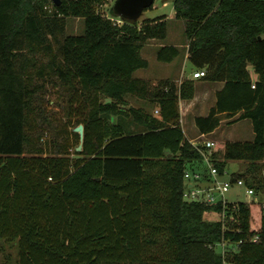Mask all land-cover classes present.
Masks as SVG:
<instances>
[{
  "label": "trees",
  "instance_id": "16d2710c",
  "mask_svg": "<svg viewBox=\"0 0 264 264\" xmlns=\"http://www.w3.org/2000/svg\"><path fill=\"white\" fill-rule=\"evenodd\" d=\"M105 1L0 0V249L15 251L1 264H264V203L183 199L184 173L198 171L187 167L205 149L180 123L179 101L193 99L195 81L133 77L148 65L144 44L166 38L167 18L139 22L112 9L108 18ZM173 10L200 80L223 83L208 114L195 117L198 132L224 119L252 124V141L212 153L219 175L244 162L231 180L264 191V0H173ZM71 17L83 33L63 36L55 53L45 36ZM178 54L162 45L157 59ZM47 77L63 85L66 116L83 126L81 141L72 132L74 145L53 142L56 151L42 147L33 121L47 119L37 105Z\"/></svg>",
  "mask_w": 264,
  "mask_h": 264
},
{
  "label": "rangeland",
  "instance_id": "374dc122",
  "mask_svg": "<svg viewBox=\"0 0 264 264\" xmlns=\"http://www.w3.org/2000/svg\"><path fill=\"white\" fill-rule=\"evenodd\" d=\"M116 1L117 0H106L99 10L100 13H102L105 17L111 18L112 13L110 10L112 9V11H114V4ZM173 11V0H154L153 4L144 9L136 19L140 22L142 20H152L159 17L167 18L166 38L164 40H149L146 44H144L140 50V55L147 61L148 65L144 68L137 69L133 73V77L148 80L151 85H155L158 80L165 79L166 77L181 79V77H188L189 74L197 71V69L194 68L186 58L187 39L184 33V22L172 16ZM113 15L119 17L115 12H113ZM169 16L172 18L168 19ZM63 23V32H56L58 30L55 28L53 36L47 34V37L45 36V39H47V42L51 45V48L55 53L58 52V44L62 40L63 36L80 35L83 33L84 24L82 19L71 17L65 19ZM167 44H176L177 46H175L178 47L179 54L173 59V61L164 63L157 59V52L160 46ZM37 84L40 86V90L38 92L40 101L37 105L44 110L47 118L43 122L39 116L34 115L35 118L33 116L34 127L36 128V131L39 132V143L42 147L47 149V151H56L53 142L62 144V146L65 144L73 146L75 140L74 137H71V133L73 132V128L77 126V121L66 116V112L64 110V103L66 101L65 88L56 78L52 77L39 79ZM126 100L131 106L142 107L153 113V109L144 104V102L133 98H127ZM223 129L226 131L225 136L227 134L229 136H231V134H234V136L241 133L244 135L247 134L246 124L244 123L227 127L224 126ZM187 134L189 133L187 132ZM216 158L219 159L220 157L217 156ZM187 168L198 170L202 174L208 172L207 164L203 161H199L196 165L194 164ZM245 168L246 163L244 162L229 161L226 165L224 174L218 175V179L220 181H228L232 178V174L242 172ZM262 177L264 178V171L262 173ZM224 198L230 203L251 201L264 203V191L255 193L246 184H243L242 186L233 185L230 186L228 191L224 193ZM204 218L210 221H216L219 219V215L215 212H209L205 214ZM220 248H222V245L216 247L218 251L221 250ZM7 253L12 254L14 259V249L11 248L8 251H2L0 249V264L5 262L4 257Z\"/></svg>",
  "mask_w": 264,
  "mask_h": 264
},
{
  "label": "crops",
  "instance_id": "0c3cea01",
  "mask_svg": "<svg viewBox=\"0 0 264 264\" xmlns=\"http://www.w3.org/2000/svg\"><path fill=\"white\" fill-rule=\"evenodd\" d=\"M174 16V11L173 15ZM172 17L169 16L168 19H171ZM174 45V44H172ZM176 45V44H175ZM174 45V46H175ZM187 45V44H186ZM177 46V45H176ZM188 59V53L187 57ZM192 76V77H190ZM169 78L177 83H179L184 78L193 79L195 81V94L192 100L186 101V100H180L179 101V110H180V123L182 130L184 132L185 137L188 139V141L195 146L200 145L201 138L199 137L201 134L198 132L194 119L197 116H206L210 110L211 107L215 104V93L216 91L220 90L223 87L222 82H206L200 80L201 78H194L193 73L189 74L188 77H181L180 78ZM251 78L253 81L256 80V75L251 71ZM153 113L156 114V109L153 110ZM231 119H224L218 128H216L213 132L206 134V137L209 139H212L215 142L214 147L212 150L214 152H223L224 143L226 141H252L254 138V134L252 131V124L249 119H242L239 121H236L231 124H227L228 121ZM239 123L246 124L247 134H237L234 136V134H231L229 136L228 134L225 136V127L227 126H233ZM249 128V130H248ZM186 129V130H185ZM188 130V131H187ZM187 132L189 134H187ZM241 162V161H238Z\"/></svg>",
  "mask_w": 264,
  "mask_h": 264
},
{
  "label": "built area",
  "instance_id": "2783aa9c",
  "mask_svg": "<svg viewBox=\"0 0 264 264\" xmlns=\"http://www.w3.org/2000/svg\"><path fill=\"white\" fill-rule=\"evenodd\" d=\"M114 22L119 24L120 20ZM203 76V70H198L193 73L194 78H202ZM251 88H254V81H252ZM199 137L202 139L200 145L204 146L205 149L200 148L198 151L201 155L202 161L207 164L208 172L202 174L199 171H185L184 181L186 187L183 192V199L206 204H216L221 202L222 205L225 206L228 201L224 198V193L228 191L230 186H242L244 181L242 179L220 181L218 179V170L211 159V155L214 152L212 148L214 147L215 142L212 139L207 138L206 134H201ZM256 240L257 236H254L252 241Z\"/></svg>",
  "mask_w": 264,
  "mask_h": 264
},
{
  "label": "water",
  "instance_id": "95a60500",
  "mask_svg": "<svg viewBox=\"0 0 264 264\" xmlns=\"http://www.w3.org/2000/svg\"><path fill=\"white\" fill-rule=\"evenodd\" d=\"M56 4H59V0H53ZM154 0H117L114 4V12L120 17L125 19L136 20L141 12L150 7ZM73 132L77 133L80 137V141L83 137V126L81 124L73 128ZM82 144L80 143L76 147V151H80Z\"/></svg>",
  "mask_w": 264,
  "mask_h": 264
}]
</instances>
